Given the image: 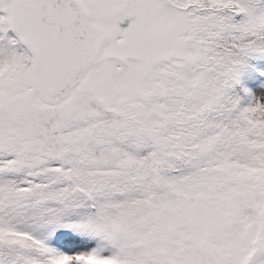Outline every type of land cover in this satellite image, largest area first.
Returning a JSON list of instances; mask_svg holds the SVG:
<instances>
[{
    "label": "snow or ice",
    "instance_id": "1",
    "mask_svg": "<svg viewBox=\"0 0 264 264\" xmlns=\"http://www.w3.org/2000/svg\"><path fill=\"white\" fill-rule=\"evenodd\" d=\"M0 264H264V0H0Z\"/></svg>",
    "mask_w": 264,
    "mask_h": 264
}]
</instances>
